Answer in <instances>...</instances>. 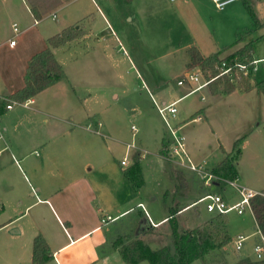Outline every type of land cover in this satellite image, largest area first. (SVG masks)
<instances>
[{"label": "crops", "instance_id": "obj_1", "mask_svg": "<svg viewBox=\"0 0 264 264\" xmlns=\"http://www.w3.org/2000/svg\"><path fill=\"white\" fill-rule=\"evenodd\" d=\"M195 1H180V11L193 13L198 7ZM239 2L250 19L248 26L246 23L234 25L226 38L213 31L217 38L213 39L215 49L210 55L218 54L221 58L224 50L236 52L249 47L252 58H264L255 48L258 43L264 44V0H240L225 9ZM133 3L134 0L126 5ZM122 4L123 0H0V31L2 28L8 30L7 38L0 42V97L11 98L24 86L29 60L47 48L50 37L38 38L32 50L19 51L22 66L17 76L13 67L1 63L3 49L11 52L17 48L16 38L40 27L45 21L56 22L58 14L57 26L46 28L54 35L74 26L81 30L80 22L94 12L111 27L103 10ZM247 6L254 12L259 27H254ZM14 24L19 30L17 35L13 34ZM209 24L212 29V22ZM13 38L15 45L11 47L9 41ZM192 48L200 50L197 45ZM65 49L64 46L51 49L62 68L57 56ZM259 71L260 68L249 79L245 85L247 89L242 87L227 95H212L209 88L202 90L199 97L205 100L200 101L210 100L207 106L196 108L191 102L179 109L177 105L176 124L180 126L179 133L199 123H204L210 132L211 146H201L198 135L191 138L190 132H186V140H189L186 152L192 164L212 173L221 162L230 160L236 171V184L264 198V93L258 87L264 79L255 80ZM68 84H71L69 80L57 83L28 100L27 106H19L21 108L15 113H12L13 108L0 117V140H3L2 134L11 136L0 148V154L13 144L16 152L22 155L21 161L29 174L17 175L15 182L5 178L0 184V197L5 198L0 201V264H32L33 241L38 236L48 247V260L44 264H124L121 252L125 245L140 241L152 250L163 248L167 238L154 232H170V222L191 210L192 204L204 195L219 194L231 204L237 201L236 191L218 182L195 192L192 173L186 165L177 171L172 165L179 166V160L166 159L171 141L168 133L152 135L154 145L151 146L141 139L134 143L133 136L127 142L120 131L112 126L106 128L99 120L96 126L101 112L94 109L92 96L81 101L76 95H68ZM71 89L74 91L72 86ZM188 90V87L168 91L157 88L155 92L160 102L156 103H172ZM90 99L92 102L88 104ZM49 101L56 106L51 108ZM233 118H238L235 129H231L230 138L223 144L220 134L224 124L230 122L233 125ZM48 125L55 129V135L46 128ZM244 132L246 136L241 137L243 141L235 156L234 144ZM163 139L168 144L166 155L161 153ZM25 146L34 149V153L39 150V156L27 161L28 154L22 151ZM200 149L204 151L203 159L198 156ZM117 155H121V161L127 159V166L115 165ZM136 161L140 164L142 177L139 189L133 188L124 174ZM15 167L19 171V166ZM19 178H24L26 191L17 184ZM172 210L177 211L174 216H171ZM104 217L115 221L101 224ZM252 217L256 227L254 214ZM254 235L253 246L259 242L258 236ZM250 261L258 262L256 259Z\"/></svg>", "mask_w": 264, "mask_h": 264}, {"label": "rangeland", "instance_id": "obj_2", "mask_svg": "<svg viewBox=\"0 0 264 264\" xmlns=\"http://www.w3.org/2000/svg\"><path fill=\"white\" fill-rule=\"evenodd\" d=\"M179 2L134 0L131 6L124 3L125 5L106 8L103 11L111 27H108L100 15L94 12L87 19L80 22L79 26L83 31H78L82 35L78 39L65 44L66 51L57 56L63 65L66 80L71 82V84H68L67 94L76 95L81 101L91 95L93 102L90 99L88 104L92 102L96 106L94 109L101 112L96 120V126L99 120L106 128L108 126L114 127L116 131L121 132L127 142L132 139L131 126L137 129V133L133 138L134 143L141 139L146 140L152 146L154 145L152 135L155 136L157 133L158 135H166L168 133L152 99L157 103L160 102L155 92L157 88L161 87L166 91L177 90L179 87L176 82L183 78L185 72L191 69L201 71L199 67L191 68L189 66V50L194 45L199 47L201 56H208L214 53L215 49L213 46V39L215 38L213 31L226 38L234 25L246 23L248 26L250 22L241 2L220 12L214 9L210 0H196L198 7L193 13L191 11L187 13L180 11L182 4ZM102 7L104 8L103 5ZM161 11L164 12L163 16L160 15ZM57 17L56 22L45 21L40 27L16 38L17 48L11 52L3 49L1 63L13 67V73L16 72L14 74L17 76L22 66L19 51L23 49L32 50L33 44L38 41V38L41 39L46 35L50 38L55 36L51 34V30L47 32L46 28L47 26L52 27L51 29L56 27L59 22V14ZM209 22H212V29L214 30L210 29L211 23L209 24ZM17 25L22 30V26L19 23ZM72 28L76 29L77 26ZM7 32L8 30L5 28L1 29L0 42L7 38ZM76 41H79V43L76 44ZM255 48L256 53H261L258 55H264L263 43H258ZM236 52L224 50L221 52L223 57L220 59H226ZM262 69L264 68L261 67L255 75V80L264 79V70ZM202 92L191 95L185 101L179 103L178 108L182 109L191 102L195 103L196 108L207 106L210 100H207V102L200 101L199 96ZM221 100L224 101V97ZM49 103L51 108L56 106L50 101ZM85 107H87V104H85ZM20 108L14 106L12 113ZM216 119H219V115H216ZM237 119H232L233 125L230 122L224 124L225 128L220 134L221 143L225 144L230 138L231 129H235L234 125L236 126ZM220 121L224 120L220 119ZM217 123H219V120H217ZM253 127L255 126L253 125ZM46 128L52 131V135H55L54 128H49V125ZM99 129L103 132L102 128ZM186 132H190L191 138L198 135L201 146L210 144L211 135L204 123L192 124L187 128V131L179 133L184 137L187 144L189 140H186ZM244 133L239 138L246 136V132ZM2 136L3 140H0V148L5 146V141L8 142V137L11 138L8 133L2 134ZM188 146L190 145L188 144ZM191 148H194L193 144H191ZM22 151L24 154H28L27 161L30 162L39 156V150L34 153V149H30L28 146H25ZM198 151H200L199 158L203 159L204 151L201 149ZM0 156V184L5 178L15 182V179L16 181L18 179L17 175H29L25 164L21 161L22 155L16 152L13 144L9 145V149L1 153ZM169 158L171 160L170 156L166 157V159ZM115 159V165L120 166L121 155H117ZM15 166H19V171ZM172 166L177 171L182 170L183 167L180 164L179 166ZM191 173V181L195 185V192H201L206 185V174L210 172L203 167L200 173L192 171ZM22 179L24 180V178ZM23 180L19 178L17 184L24 190L26 183ZM220 184L221 186L225 185L224 183ZM24 191H26V188ZM236 197L238 200V196ZM2 199L5 198L0 197V201ZM201 208L202 205H198L184 212L178 218H174L170 222V232L166 233V231L161 232L160 230L154 232L155 234L159 233L158 236L160 237L167 238L164 240L163 247L171 245L173 227L179 233H185L202 227L212 220L214 224H218V216L207 215ZM226 218V231L231 239L230 243L226 247L210 252L203 259L191 264H236L240 260L250 261V259L256 258L253 252L256 227L250 212L246 210L243 215L231 212L226 215ZM238 235L249 236V238L242 250L235 252L233 240Z\"/></svg>", "mask_w": 264, "mask_h": 264}, {"label": "trees", "instance_id": "obj_3", "mask_svg": "<svg viewBox=\"0 0 264 264\" xmlns=\"http://www.w3.org/2000/svg\"><path fill=\"white\" fill-rule=\"evenodd\" d=\"M125 4H131L132 0H123ZM247 11L253 21L255 28L259 27V22L254 12L247 6ZM34 12V10H32ZM34 17L38 18L34 13ZM82 32V31H81ZM82 33L69 28L47 40V48L35 54L29 60L25 73L24 86L18 90L10 99L16 102H25L45 89L66 80L62 66L55 60L51 49L62 47L65 44L78 39ZM235 57H246L248 61L252 59L249 47L232 54L226 59ZM191 68L199 67L206 79L215 78L219 74V67L223 60L218 54H212L208 57L201 56L196 48L189 50ZM249 79H243L238 85L231 84L227 78L219 77L209 85V91L212 95H227L242 87L247 89ZM245 86V87H244ZM264 93V81L258 86ZM0 104V109H2ZM243 138L237 140L234 144L233 151L235 156L239 153L240 145ZM161 153L166 155L168 148L167 141L163 139L161 144ZM126 179L133 188L139 189L142 186L141 168L138 161L132 167L124 172ZM212 174L228 180L236 178V171L230 160L221 162ZM252 212L255 217L257 226L264 232V198L256 197L252 203ZM177 211H171L174 216ZM218 224L213 220L205 223L202 227L195 230L179 233L175 227L172 228L173 241L170 246L163 247L159 250H152L149 246L140 241H132L122 249L121 256L124 264H191L203 259L208 253L220 250L226 247L231 239L226 231V216H218ZM48 247L41 236L33 241L32 264H44L48 260ZM236 264H264V261L256 262L249 260H240Z\"/></svg>", "mask_w": 264, "mask_h": 264}, {"label": "built area", "instance_id": "obj_4", "mask_svg": "<svg viewBox=\"0 0 264 264\" xmlns=\"http://www.w3.org/2000/svg\"><path fill=\"white\" fill-rule=\"evenodd\" d=\"M169 1L171 3H176L185 0ZM238 1L240 0H211L214 8L217 11H223L227 6ZM12 29L14 35H17L19 33L16 24L12 26ZM9 45L11 47L15 45L14 38L9 41ZM261 67L264 68V58H252L250 61H248L246 57H235L230 59L229 62H226L224 60L222 61L219 67V74L215 78L206 79L203 73H201L202 71H195L191 69L185 72L183 78L179 79L176 82V85L178 87L189 88L188 92L183 97L169 104H157L156 101H154L153 99V103L157 110V113L162 119L170 135L171 141L168 151L169 156L171 158H177L179 160V164L182 166H184L185 164L190 171L200 173L202 167L192 164V162L187 156L185 139L182 135L179 134L180 126L176 124V120L178 118L179 113L177 105L182 100L190 97L191 95L200 93L202 90L208 89L209 85L219 77H225L231 84H237L243 79H251V77H253V75ZM200 100L204 101L205 98L201 97ZM0 104L3 105L2 109H0L1 117L4 113L11 111L14 106H27L28 102H16L10 98L0 97ZM131 131L132 136L134 138L137 133V129L132 126ZM120 164L122 167L127 166V159L124 158L120 162ZM206 176V185H210L214 182L224 183L225 185L230 186L236 191L238 200L231 204L226 202L225 199L219 194H206L199 200H197L194 204H192L191 207H197L198 205H202V210L205 213L213 216H226L231 212H235L237 215H243L246 210H248L250 214L253 215L251 203L256 197L259 196L258 193L247 188L238 186L235 180H224L213 175L212 173H207ZM114 221L115 219L111 217H104L101 219V224H106L107 222ZM256 235L259 238V242L253 246V252L255 253V259L260 262L264 261V232H262L258 226H256ZM248 238L249 237L242 235L236 236L233 240L234 251H241Z\"/></svg>", "mask_w": 264, "mask_h": 264}]
</instances>
